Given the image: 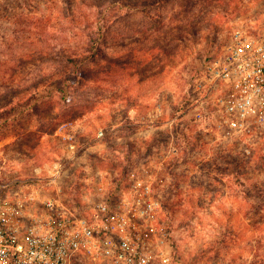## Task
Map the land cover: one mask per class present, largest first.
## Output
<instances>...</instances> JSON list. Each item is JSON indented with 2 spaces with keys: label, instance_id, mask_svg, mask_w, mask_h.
<instances>
[{
  "label": "rangeland",
  "instance_id": "1",
  "mask_svg": "<svg viewBox=\"0 0 264 264\" xmlns=\"http://www.w3.org/2000/svg\"><path fill=\"white\" fill-rule=\"evenodd\" d=\"M240 25L264 30V0H0L5 181L64 157L57 131L73 125L85 150L59 181L71 196L149 165L171 183L165 211L188 264H264V136L246 156L175 120L197 65Z\"/></svg>",
  "mask_w": 264,
  "mask_h": 264
},
{
  "label": "built area",
  "instance_id": "2",
  "mask_svg": "<svg viewBox=\"0 0 264 264\" xmlns=\"http://www.w3.org/2000/svg\"><path fill=\"white\" fill-rule=\"evenodd\" d=\"M183 104L175 120L190 117L216 143L241 141L250 156L264 136V30L233 31L218 56L197 65ZM72 129L59 127L65 156L47 169L5 181L9 170L0 165V264H188L165 211L171 183L149 165L141 174L106 173L89 196H71L59 184L85 150ZM105 135L100 129L95 141ZM179 139L177 131L172 156Z\"/></svg>",
  "mask_w": 264,
  "mask_h": 264
},
{
  "label": "crops",
  "instance_id": "3",
  "mask_svg": "<svg viewBox=\"0 0 264 264\" xmlns=\"http://www.w3.org/2000/svg\"><path fill=\"white\" fill-rule=\"evenodd\" d=\"M5 141L0 142V147L3 146V144H5Z\"/></svg>",
  "mask_w": 264,
  "mask_h": 264
}]
</instances>
